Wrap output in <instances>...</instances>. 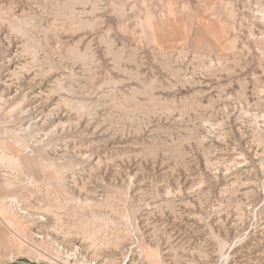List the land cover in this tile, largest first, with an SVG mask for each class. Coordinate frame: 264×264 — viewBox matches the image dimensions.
<instances>
[{"label":"rangeland","instance_id":"rangeland-1","mask_svg":"<svg viewBox=\"0 0 264 264\" xmlns=\"http://www.w3.org/2000/svg\"><path fill=\"white\" fill-rule=\"evenodd\" d=\"M87 262L264 264V0H0V264Z\"/></svg>","mask_w":264,"mask_h":264},{"label":"built area","instance_id":"built-area-1","mask_svg":"<svg viewBox=\"0 0 264 264\" xmlns=\"http://www.w3.org/2000/svg\"><path fill=\"white\" fill-rule=\"evenodd\" d=\"M11 205L13 206V210L15 211V214L17 216L20 217L29 216V214H27L26 210H24L20 204H11ZM56 247L58 252L57 260L60 259L62 263L64 262V260L68 262L69 261L78 262L80 259H82L80 248H78L77 246L66 248L63 245H59V246L56 245ZM53 259L56 260L55 258Z\"/></svg>","mask_w":264,"mask_h":264},{"label":"water","instance_id":"water-1","mask_svg":"<svg viewBox=\"0 0 264 264\" xmlns=\"http://www.w3.org/2000/svg\"><path fill=\"white\" fill-rule=\"evenodd\" d=\"M12 264H17V263H12Z\"/></svg>","mask_w":264,"mask_h":264}]
</instances>
